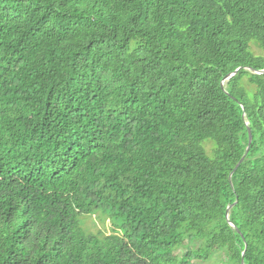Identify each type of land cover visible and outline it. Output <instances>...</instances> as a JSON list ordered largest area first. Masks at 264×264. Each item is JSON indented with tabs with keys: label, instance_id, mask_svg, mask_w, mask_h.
<instances>
[{
	"label": "trees",
	"instance_id": "obj_1",
	"mask_svg": "<svg viewBox=\"0 0 264 264\" xmlns=\"http://www.w3.org/2000/svg\"><path fill=\"white\" fill-rule=\"evenodd\" d=\"M249 67L264 0H0V264H264Z\"/></svg>",
	"mask_w": 264,
	"mask_h": 264
},
{
	"label": "rangeland",
	"instance_id": "obj_2",
	"mask_svg": "<svg viewBox=\"0 0 264 264\" xmlns=\"http://www.w3.org/2000/svg\"><path fill=\"white\" fill-rule=\"evenodd\" d=\"M256 52L260 53L258 50H256ZM202 145L206 154L211 157L213 142L210 140H204ZM80 221L83 228L90 233H96L97 231L108 233L111 228L110 221L108 219L103 220L97 215H80ZM182 252L183 249H177V251H175V253L179 256ZM220 259H223V254L214 252L208 260H193L190 264H223Z\"/></svg>",
	"mask_w": 264,
	"mask_h": 264
},
{
	"label": "water",
	"instance_id": "obj_3",
	"mask_svg": "<svg viewBox=\"0 0 264 264\" xmlns=\"http://www.w3.org/2000/svg\"><path fill=\"white\" fill-rule=\"evenodd\" d=\"M249 70H251V71H253V72H255V73H262V72H264V69H262V70H253V69H251L250 67L248 68ZM239 70V67L238 68H236L232 73H230V74H228L227 76H225V78L224 79H229L231 76H233L237 71ZM222 86H223V82H222ZM244 115V114H243ZM251 140H252V134H251V130H250V128L248 127V143H247V146H246V148H245V152H244V154L242 155V157L239 159V161L236 163V165H235V167H234V169L242 162V160L244 159V156L246 155V153L248 152V150H249V145H250V143H251ZM231 175H232V172L230 173V175H229V178L231 177ZM234 205V203H232L231 205H228L227 206V208H226V220L227 221H229V211H230V208L232 207ZM229 223H230V225L232 226V227H234L233 226V224L229 221ZM243 255H244V251L242 252V261H241V264H244V262H243Z\"/></svg>",
	"mask_w": 264,
	"mask_h": 264
}]
</instances>
